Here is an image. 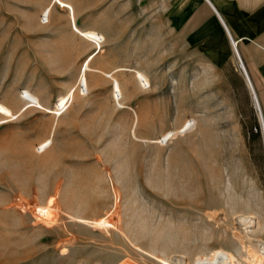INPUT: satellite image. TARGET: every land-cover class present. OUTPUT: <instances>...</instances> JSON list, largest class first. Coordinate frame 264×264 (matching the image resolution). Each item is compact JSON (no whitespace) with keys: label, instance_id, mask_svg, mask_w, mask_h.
I'll return each mask as SVG.
<instances>
[{"label":"rangeland","instance_id":"374dc122","mask_svg":"<svg viewBox=\"0 0 264 264\" xmlns=\"http://www.w3.org/2000/svg\"><path fill=\"white\" fill-rule=\"evenodd\" d=\"M40 1L0 0V264H191L241 246L240 213L263 229L264 0L235 41L259 103L205 0H111L101 47Z\"/></svg>","mask_w":264,"mask_h":264},{"label":"bare ground","instance_id":"6f19581e","mask_svg":"<svg viewBox=\"0 0 264 264\" xmlns=\"http://www.w3.org/2000/svg\"><path fill=\"white\" fill-rule=\"evenodd\" d=\"M205 2L210 6V8L214 11V13L220 17V15L216 12L214 7L212 6V4H213L212 1L211 0H205ZM218 16H217L218 20L220 21V23L222 25H224V23H222L223 21H221L222 20L221 17L219 18ZM223 27L225 28V30L229 36V39L232 43L233 49L237 53V56H238L239 61H240L241 57L239 55L237 45L235 46V44H236L235 40L232 39L233 36L231 35L230 29L229 28L227 29L225 27V25ZM79 33H81V35L85 39L92 42L97 47H101V44L105 41L104 34H102L97 29H88V30H84V31L79 32ZM241 62H242V60H241ZM241 62H240V66H241V68L243 67L246 71V73H245L243 68H242V70L245 74L247 84H248V86L251 90V93L253 95V98L257 103H259V97L255 91L254 86H253V82H252V80H251V78L247 72V69L245 68L243 63L241 65ZM86 68H87V64L84 68L82 67V75H81V82H80V87L82 88V91H85V90L88 91V87H89L88 81H87ZM248 78L250 81L248 80ZM135 83H136V87L138 89H140L141 91H146L150 87V79H149L148 75L144 72H136ZM113 94H114V96H115V98L119 104L121 103V101H124L126 99L122 84L117 80L114 82ZM28 96L30 97L29 99L33 100L34 97H32L31 95H27V97ZM34 102H35V99H34ZM66 103H67V101H66L65 97L60 100V106H65ZM260 122L263 126V132H264V115H263V113L260 114ZM161 138H163V137H161ZM46 146H48V143H46V142H43L41 144V148H45ZM53 158H55V161L58 160V156H54ZM92 206H94V204H92ZM90 212H91V210H90ZM91 213H93V210ZM108 216H109V213L107 215H105V217H107V218H108ZM236 219H237L238 223H240L242 225L243 231H244V237H240L241 242H239V243L241 246L238 248H234L232 250L231 249L226 250L224 248H215V249L209 250V252H207V253L206 252L205 253L200 252L195 257H193L194 259L192 260L191 264H264V242H262L258 248H253L254 246H251L252 245L251 243H250L251 245L250 244L246 245L244 243L245 238H250V235L252 233H254L256 231H263L264 227L262 229V223L251 212L250 213H244V212L240 213L236 216ZM238 236H240V235H238ZM174 258H176L177 264H189L187 259L184 256H179V257L175 256Z\"/></svg>","mask_w":264,"mask_h":264},{"label":"crops","instance_id":"0c3cea01","mask_svg":"<svg viewBox=\"0 0 264 264\" xmlns=\"http://www.w3.org/2000/svg\"><path fill=\"white\" fill-rule=\"evenodd\" d=\"M64 1H66L68 4L72 6L75 14V22L80 29L85 30V29L93 28L101 32V26L107 23L108 14H109L108 3L111 0H64ZM122 1L123 0H115L114 2L115 9H117L118 6H121V9L123 8ZM211 1L213 3L212 5L220 15L222 19L221 21H223L222 23L226 25L227 29L230 28L231 35H233L234 37L232 39L237 41L239 39V36L243 35V36H247L249 38V41L255 42L254 40L256 39V32L251 30L252 19L250 17L252 10L251 8H255V6L254 5H253L254 7L252 6L251 0H211ZM49 2L50 0H41L40 3L38 4V7H40V11ZM229 4L234 5V8L237 11L241 10L242 11L241 16H236L235 18L229 7ZM262 5L263 4L259 3L260 11L258 14L259 15L258 24L260 31L264 27L263 19H261V16L262 18L264 17L262 14L263 10L261 11ZM115 16L116 17L118 16L117 12L115 13ZM52 19L60 20L63 22L67 21L66 30L68 33V37L74 38V36H77V33L71 27L67 9L55 5L51 14V20ZM241 20L242 23L247 25V29H248L247 31H243V33L240 32L237 26V23ZM253 23L256 22L253 20ZM260 42H256V43L264 48V46Z\"/></svg>","mask_w":264,"mask_h":264},{"label":"water","instance_id":"95a60500","mask_svg":"<svg viewBox=\"0 0 264 264\" xmlns=\"http://www.w3.org/2000/svg\"><path fill=\"white\" fill-rule=\"evenodd\" d=\"M213 6V5H212ZM214 7V6H213ZM215 9V8H214ZM216 10V9H215ZM216 12H217V10H216ZM218 13V12H217ZM225 25V24H224ZM225 27H226V25H225ZM227 28V27H226ZM235 46H236V44H235ZM240 62H241V59H240ZM241 65H242V62H241ZM243 68V67H242ZM243 70H244V72L246 73V71H245V69L243 68ZM247 75V74H246ZM248 80H249V78H248ZM250 81V80H249Z\"/></svg>","mask_w":264,"mask_h":264}]
</instances>
